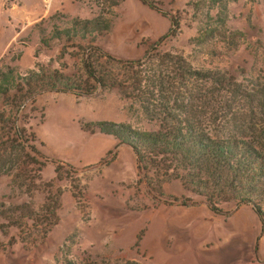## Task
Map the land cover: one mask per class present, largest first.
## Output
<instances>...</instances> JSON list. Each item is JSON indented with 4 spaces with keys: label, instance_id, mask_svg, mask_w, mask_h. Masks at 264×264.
I'll use <instances>...</instances> for the list:
<instances>
[{
    "label": "rangeland",
    "instance_id": "1",
    "mask_svg": "<svg viewBox=\"0 0 264 264\" xmlns=\"http://www.w3.org/2000/svg\"><path fill=\"white\" fill-rule=\"evenodd\" d=\"M151 1L180 19L179 35L166 41L163 51H182L195 66L224 68L240 78L264 77V35L259 31L264 17L261 0H229L225 8L211 0ZM217 9L227 13L229 28L244 32V37L237 40L235 49L227 51L226 38L221 39L215 32L214 38L196 49L189 38L207 27L210 20L205 14L213 16ZM97 10L94 0H0V67L9 64L24 71L42 65L81 73L78 49L68 44L64 52L65 38L61 36L41 42L40 30L45 28L44 36L49 35L52 16L61 17L54 23L62 26L67 23L70 27V19L92 18ZM113 11L110 31L97 36L94 44L117 59L141 58L147 47L171 26L168 16L140 0H123ZM183 83L177 85L183 86L185 92L193 85L187 80ZM203 96V103L197 107L211 125L251 132L264 143L263 112L216 93L206 92ZM24 112L39 150L50 162L35 188H21L23 198L33 200L37 206L42 202V183L55 174L51 160H59L77 168L91 166L84 171L88 206L82 211L70 192H63L60 223L44 243L32 250L16 243L0 251V264H61L65 255L75 264H224L220 250L227 247L235 230L240 231L244 249H251L264 264V224L248 204L239 205L240 209L232 213L236 205L223 203L221 207L226 214L209 210L208 216L202 215L197 204L174 212L166 209L169 205L159 202L142 210L132 209L151 205L152 200H169V195L200 198L185 191L177 180L161 186L164 196H150L139 181L130 146L98 131L81 128L84 123L98 120L133 123L138 118L143 119L139 122L144 127H153L141 116L127 112L125 101L115 90L82 97L46 91L29 103ZM110 151L116 154L115 158L97 166ZM11 178L0 176V200L7 201V196H11Z\"/></svg>",
    "mask_w": 264,
    "mask_h": 264
},
{
    "label": "trees",
    "instance_id": "2",
    "mask_svg": "<svg viewBox=\"0 0 264 264\" xmlns=\"http://www.w3.org/2000/svg\"><path fill=\"white\" fill-rule=\"evenodd\" d=\"M94 1L98 10L92 18L70 19L72 26L68 27L67 23H54L61 17L52 16L49 35L44 36L45 28L40 30L41 42L61 36L65 38L64 52L68 44L78 49L81 73L42 65L24 71L15 65L0 67V176L11 175L13 185L8 200H0V251L16 243L25 250L43 244L60 223L63 192H70L82 211L88 206L84 171L91 166L77 168L59 160H51L55 174L42 183V202L37 206L33 200L23 198L21 188H35L50 162L39 150L24 112L29 103L46 91L82 97L115 90L125 101L127 112L141 116L153 127H144L139 122L143 119L138 118L133 123L98 120L84 123L81 128L98 131L130 146L139 181L150 196H164L161 186L177 180L185 191L200 198L169 195V200H152L151 205L132 209L153 207L156 202L177 206L205 203L212 213L226 214L221 204L232 202L236 206L248 204L264 224V143L260 136L245 130L218 129L197 107L209 92L242 101L264 113V77L240 78L224 68L195 66L182 51H163L166 41L179 35L180 19L162 11L151 0L140 1L168 16L170 28L147 47L141 58L117 59L95 45L94 39L110 31L113 8L123 0ZM228 1L211 0L223 8ZM261 3L264 8V0ZM205 17L210 20L207 27L189 38V43L199 49L217 32L221 39L226 38L227 51L235 49L244 32L229 28L227 13L217 9L215 15L207 12ZM248 23L255 28L250 20ZM259 31L264 35V17ZM186 80L193 83L194 91L193 85L186 92L177 85H184ZM115 155L108 152L96 165L108 163ZM13 229L15 232L8 234ZM61 264L75 262L65 255Z\"/></svg>",
    "mask_w": 264,
    "mask_h": 264
},
{
    "label": "crops",
    "instance_id": "3",
    "mask_svg": "<svg viewBox=\"0 0 264 264\" xmlns=\"http://www.w3.org/2000/svg\"><path fill=\"white\" fill-rule=\"evenodd\" d=\"M164 204V203H160ZM169 205V204H167ZM167 210L174 212L180 209V207H183L184 209H187V206H177V205H169L166 206ZM197 207H199L202 212L203 216H208L210 214V211L205 203H198ZM240 209V206H236L232 209V213L236 210ZM181 214H185L184 211H181ZM189 214V213H186ZM240 231L235 230L233 234H231L227 241V247L222 248L220 250V257L222 258V262L224 264H261V258L256 253H253L252 250L246 251L244 249V246L240 242ZM257 261V263L255 262Z\"/></svg>",
    "mask_w": 264,
    "mask_h": 264
}]
</instances>
